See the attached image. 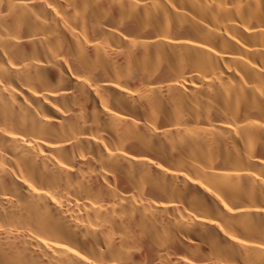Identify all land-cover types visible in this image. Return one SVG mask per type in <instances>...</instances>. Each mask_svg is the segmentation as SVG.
<instances>
[{
  "label": "bare ground",
  "instance_id": "1",
  "mask_svg": "<svg viewBox=\"0 0 264 264\" xmlns=\"http://www.w3.org/2000/svg\"><path fill=\"white\" fill-rule=\"evenodd\" d=\"M0 264H264V0H0Z\"/></svg>",
  "mask_w": 264,
  "mask_h": 264
}]
</instances>
